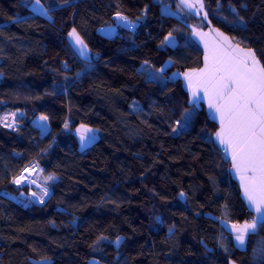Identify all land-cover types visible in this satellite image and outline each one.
<instances>
[{"label": "trees", "instance_id": "trees-1", "mask_svg": "<svg viewBox=\"0 0 264 264\" xmlns=\"http://www.w3.org/2000/svg\"><path fill=\"white\" fill-rule=\"evenodd\" d=\"M204 1V26L264 64V0ZM40 2L49 16L0 0V118L16 114L11 127L0 119V264H264L260 223L244 248L225 227L255 213L215 141L219 123L202 103L189 130L176 123L193 111L176 72L204 64L191 27L200 18L167 10L178 0ZM117 13L137 28L104 36ZM73 28L89 59L73 47ZM169 33L175 46L162 43ZM81 125L98 132L85 149ZM29 166L51 191L42 204L29 199L36 187L13 183Z\"/></svg>", "mask_w": 264, "mask_h": 264}, {"label": "snow or ice", "instance_id": "snow-or-ice-1", "mask_svg": "<svg viewBox=\"0 0 264 264\" xmlns=\"http://www.w3.org/2000/svg\"><path fill=\"white\" fill-rule=\"evenodd\" d=\"M181 3L188 9L194 10L195 14H202L204 17L208 15L207 11H204L203 0H181ZM24 4L25 7H30L35 14L50 15V9L43 7L40 0H24ZM164 10L162 9V11ZM117 17L121 22H124L125 27L134 26L127 24L128 17L120 13H117ZM240 20L242 21L243 18L241 17ZM239 26L244 25L241 23ZM212 31H215L218 40L211 46L205 40V47L208 48L205 67L198 71L186 72L183 75L187 79L193 97H199V92L202 89L207 97L209 108L215 109V113H218L221 127L220 131L216 133V137L219 143L225 146V152L230 153L233 167L240 174L244 195L252 210L257 214V218L253 219L251 223L231 225L232 230L235 231L237 244L243 246L249 230H255L258 223L264 227V64L258 60L252 49L246 50L239 47L238 44L232 43L218 29ZM114 33L115 29L109 27L105 34L111 36ZM195 34L202 39L209 35L202 31H196ZM68 35L76 51L87 58V44L77 30L73 28ZM165 42L170 45L174 44L171 33L165 37V41H162V43ZM145 63L147 64V62ZM163 71L164 69L160 70V72ZM148 75L149 79L153 81L159 77L158 72H150ZM198 106V100H194L193 111L185 114L183 122H176L180 131L190 129ZM15 115L12 113L11 117L14 118ZM9 118L8 115H5L0 119L7 121ZM40 119L46 120L47 117ZM6 126L11 127L12 125L7 124ZM77 131L80 134L83 147L95 139L94 136L89 137L88 135L93 132V129L85 125H81ZM173 131L177 132V129H173ZM27 179L25 175L21 174L14 178L13 183L21 185ZM45 179L51 180L53 177L48 176ZM29 182L36 183L35 180ZM31 195L35 197L37 193L33 192ZM46 195H48V189L45 187L40 194L41 203ZM180 195L183 197L184 193ZM117 242H119V238H117Z\"/></svg>", "mask_w": 264, "mask_h": 264}, {"label": "crops", "instance_id": "crops-1", "mask_svg": "<svg viewBox=\"0 0 264 264\" xmlns=\"http://www.w3.org/2000/svg\"><path fill=\"white\" fill-rule=\"evenodd\" d=\"M203 2H204V5H205L204 11H207L205 1L203 0ZM167 10L174 12V14H176V15H178L179 17H181V18H183V19H186V20H188L187 17H188L189 15H194V16H197V17L200 18L199 21H197V22H195V23H192L191 27H192V31H193V38H194L195 41H196V42L202 47V49H203V51H204V64H203L201 67H199V68H191V69H187V70H185V71H179V72H176V74H178L177 76L182 77V79H183V83H184V86H185V88L187 89V91L189 92V95H190L191 99H192L193 101H194V100H198V104H201V103L204 104L205 107L207 108V110H208L210 116H211L213 119H215V120L219 123V128H218V130L216 131V133H217L218 131H220V127H221V125H220V121H219V115H218V113H215V109H211V108H209L207 97L204 95L202 89H201L200 92H199V97H197V98H194V97H193V95H192V90H191V88L188 86L187 79L184 77L183 74L186 73V72H194V71H198V70L203 69V68L205 67V56L208 54V48L205 47V40L208 41L209 46H211L214 42H217L218 38L216 37V33H215V31H212V30H214V29H218V28H216V27H214V26H212V25H207V26L205 27V26H204V22L206 21V23L208 24V19H209V18H208V15H207V17H204L202 14H195L194 10L188 9L185 5H183V4L181 3V0H178V3H177V5H176V7H173V9H167ZM207 13H208V12H207ZM218 30H219L221 33H223L224 36L228 37V38L231 40L232 43L237 44L231 36H229L228 34L224 33V32L221 31L220 29H218ZM196 31H202V32H204V33H208L209 35H208L207 37H205V38L202 39L200 36H197V35L195 34ZM171 39L174 41V44H172L171 46H175V45L177 44V40H176L175 37H173L172 35H171ZM167 43H168V42H167ZM168 44H169V43H168ZM169 45H170V44H169ZM239 47L244 48V49H246V50L249 49V48L242 47V46H240V45H239ZM87 48H88V47H87ZM253 51H254V50H253ZM254 52H255V51H254ZM255 55H256V57L258 58V60L262 63V61L259 59V57L257 56L256 53H255ZM262 64H263V63H262ZM80 127H81V126H80ZM78 128H79V127H78ZM76 132H77V131H76ZM97 133H98L97 131H94V132H90L88 135H89V137H91V134H93V136L97 138V135H98ZM216 133L214 134L215 141H216V142L218 143V145L222 148V150L224 151L225 155L230 159V162H231V172H232L233 176L238 180V182H239V184H240V186H241V189H242V195H243V198H244V200H245L247 206L252 210L251 206L249 205V202H248L247 198H246L245 195H244V191H243V183H242V181H241V179H240V174H239L238 172H236L235 168L233 167V164H232V161H231L230 153L225 152V150H224V147H225V146L219 143V141H218V139H217V137H216ZM77 135H78V134H77ZM78 136H79V135H78ZM79 139H80L81 147H82L83 149L87 148L88 146H90V145L92 144V143H91L92 141H91L90 144L88 143L89 145H87L86 147H83V146H82V142H81V137H80V136H79ZM36 188H37V191H36V192H39V193L42 192L41 188H38L37 186H36ZM50 195H51V191L49 190L48 195L45 196V201L50 197ZM45 201H44V202H45ZM253 211H254V210H253ZM254 213H255V211H254ZM256 218H257V214L255 213L254 218H252L251 220L246 221V222L251 223L252 220H253V219H256ZM244 223H245V222H243V223H226V224H225L226 229L229 230L230 232H232V234H233V238H234V241H235V244H236L238 247H240V248H244V247L247 245V241H248V237H249V235H250L252 232L256 231L257 228H258V225H259V223H258L257 228H256L255 230H249V232H248V233L246 234V236H245V242H244V245H243V246H239V245L237 244L236 240H235V231L232 230L231 225H233V224L243 225ZM230 264H237V263H235V262L232 261Z\"/></svg>", "mask_w": 264, "mask_h": 264}, {"label": "rangeland", "instance_id": "rangeland-1", "mask_svg": "<svg viewBox=\"0 0 264 264\" xmlns=\"http://www.w3.org/2000/svg\"><path fill=\"white\" fill-rule=\"evenodd\" d=\"M40 4H41V2H40ZM41 5H42V4H41ZM161 5H162V4H161ZM42 6H43V5H42ZM43 7H45V6H43ZM165 8H168V7H165ZM115 18H116V26H117V27H118V26H119V27H124V28H126V29H128V30H130V31H135V29H136L137 26H138V22H136V21H132V20L128 19L127 24H129V25H134V26L125 27V26H124V22H121V21L118 19V17H115ZM100 30L102 31L101 34H103L104 36H107V37H112V36H113V35H111V36L106 35V34H105L106 31L102 30L101 28H100ZM105 30H107V29H105ZM77 32H78V31H77ZM192 37H193V31H192ZM69 38H70V37H69ZM193 39H194V38H193ZM194 40H195V39H194ZM79 55H80V54H79ZM80 56H82V55H80ZM82 57H84V56H82ZM89 57H90V50L88 49L87 59H89ZM90 67H91V63H90V62H86V63H85V69H88V68H90ZM8 116L10 117V118L7 120V121H8V124H11V125L13 126V125L15 124V120H16V118H15V117L12 118L10 114H9ZM41 117H47V116L44 115V114H41V115L37 116V117L35 118V124L38 125V126L42 129L43 132L46 133V132H48L49 129H50V125H49L48 117H47L46 120H42V119H40ZM86 127H88V126H86ZM79 128H80V126H79ZM79 128H77V129H79ZM88 128L93 129V132H94V131H97V129H95V128H92V127H88ZM76 131H77V130H76ZM76 133L80 136V134H79L78 131H77ZM91 137H93V134H91ZM96 139H97V138L95 137V139L92 140L91 143H93ZM89 144H90V143H89ZM89 144H87V145H89ZM25 170L29 172V175H27V176H29V178L24 182V184H27V185H29V186L32 185V186H34V187L37 186L38 188H41V190H43V188L46 187L45 184L41 185V184L38 182V181H40L39 179H35V178H34V175H35L36 170H37V167H36V166H29V167H27ZM25 170H24L21 174H23V175L26 176V174H25ZM21 174H20V175H21ZM20 175H19V176H20ZM19 176H18V177H19ZM31 180H35L36 183H35V184L30 183L29 181H31ZM24 184H23V185H24ZM46 188H47V187H46ZM47 189H48V188H47ZM33 192L37 193V195H36L35 197H33V196L31 195ZM48 192H49V189H48ZM41 193H42V192H41ZM41 193L36 192L35 190H34V191L31 190L30 195H29V199L32 200V201H34V202H37V203L42 204V203L40 202V194H41ZM44 201H45V196H44V199H43V203H44ZM90 263H91V264H104V262L99 261V260L96 259V258H92V259L90 260Z\"/></svg>", "mask_w": 264, "mask_h": 264}, {"label": "built area", "instance_id": "built-area-1", "mask_svg": "<svg viewBox=\"0 0 264 264\" xmlns=\"http://www.w3.org/2000/svg\"><path fill=\"white\" fill-rule=\"evenodd\" d=\"M163 0H162V6H163ZM169 5L168 4H166L165 5V7H168ZM114 25H116V24H114ZM114 25H111V26H114ZM110 26H104V27H101V29L102 30H104V31H106L105 29H108ZM100 32L102 33V31L100 30ZM65 66H67L68 67V65L65 63ZM2 257H3V251L0 249V262H1V260H2Z\"/></svg>", "mask_w": 264, "mask_h": 264}, {"label": "water", "instance_id": "water-1", "mask_svg": "<svg viewBox=\"0 0 264 264\" xmlns=\"http://www.w3.org/2000/svg\"><path fill=\"white\" fill-rule=\"evenodd\" d=\"M117 17V16H116ZM111 28L115 29V33L113 34V36L117 33L118 27L116 25L114 26H110ZM25 174L29 175V172L25 170ZM24 184V183H23Z\"/></svg>", "mask_w": 264, "mask_h": 264}, {"label": "bare ground", "instance_id": "bare-ground-1", "mask_svg": "<svg viewBox=\"0 0 264 264\" xmlns=\"http://www.w3.org/2000/svg\"><path fill=\"white\" fill-rule=\"evenodd\" d=\"M26 177L29 178V176H27V174H26Z\"/></svg>", "mask_w": 264, "mask_h": 264}]
</instances>
